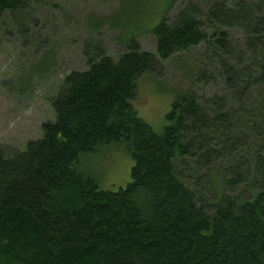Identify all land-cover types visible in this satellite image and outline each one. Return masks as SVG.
I'll return each mask as SVG.
<instances>
[{
  "label": "trees",
  "instance_id": "obj_1",
  "mask_svg": "<svg viewBox=\"0 0 264 264\" xmlns=\"http://www.w3.org/2000/svg\"><path fill=\"white\" fill-rule=\"evenodd\" d=\"M173 1L147 31L156 55L129 34L116 58L90 40L123 33L137 2L86 17L84 69L49 99L54 120L22 151L0 147V264H264V0H188L167 18ZM44 6L0 0V30L32 45ZM38 58L35 75L53 69L54 50ZM172 61L185 88L157 133L132 101ZM113 144L132 161L117 192L81 168Z\"/></svg>",
  "mask_w": 264,
  "mask_h": 264
},
{
  "label": "rangeland",
  "instance_id": "obj_2",
  "mask_svg": "<svg viewBox=\"0 0 264 264\" xmlns=\"http://www.w3.org/2000/svg\"><path fill=\"white\" fill-rule=\"evenodd\" d=\"M130 1L137 2L138 6L130 9L123 33L106 25L90 38L84 27V21L91 15L111 17L117 9V0H43L45 6L37 12L44 16L39 17L37 38L32 45L25 43L23 35L13 29L4 34V25L1 27L0 147L7 153L22 151L28 141L41 137L40 128L44 122L54 120L49 99L67 73L84 69L81 54L84 40L98 41L108 56L116 58L123 50L119 37L129 34L135 37L141 50L156 55L155 37L147 31L165 11L167 0ZM187 2L174 0L167 18H172ZM48 49L55 52L54 67L37 76L32 72L34 63L38 55ZM176 64L177 61L157 63L155 71L142 76L136 84L132 107L157 133L165 126V115L176 90L185 88L183 74ZM131 166V158L123 144L101 148L81 160L82 170L96 179L100 189L111 192L127 186Z\"/></svg>",
  "mask_w": 264,
  "mask_h": 264
}]
</instances>
